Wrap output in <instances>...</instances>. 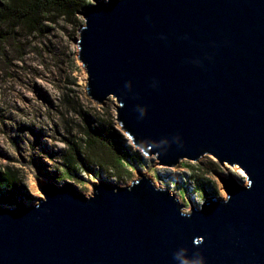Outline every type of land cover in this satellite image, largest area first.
I'll list each match as a JSON object with an SVG mask.
<instances>
[{
  "label": "water",
  "instance_id": "95a60500",
  "mask_svg": "<svg viewBox=\"0 0 264 264\" xmlns=\"http://www.w3.org/2000/svg\"><path fill=\"white\" fill-rule=\"evenodd\" d=\"M77 45L89 96L158 165L211 155L227 197L184 213L167 188L42 186L0 202V264H264V0H96ZM198 241V243L196 242Z\"/></svg>",
  "mask_w": 264,
  "mask_h": 264
},
{
  "label": "rangeland",
  "instance_id": "374dc122",
  "mask_svg": "<svg viewBox=\"0 0 264 264\" xmlns=\"http://www.w3.org/2000/svg\"><path fill=\"white\" fill-rule=\"evenodd\" d=\"M84 24L79 13L75 20L52 16L39 33L0 25V173L9 169L17 179L15 188L0 185V202L14 206L22 199L26 204L37 203L44 198L42 186L67 181L91 195L96 183L131 185L140 178L138 172L156 186L167 188L188 212L207 196L226 198L219 175H239L238 165H222L211 155L182 160L175 167L158 165L123 129L117 119L116 99L99 104L89 96L88 73L77 45ZM89 124L110 127L120 143L140 156L122 178L98 166L91 171L75 166L66 178L63 156L72 143L85 147ZM241 178L248 184L246 175Z\"/></svg>",
  "mask_w": 264,
  "mask_h": 264
},
{
  "label": "trees",
  "instance_id": "16d2710c",
  "mask_svg": "<svg viewBox=\"0 0 264 264\" xmlns=\"http://www.w3.org/2000/svg\"><path fill=\"white\" fill-rule=\"evenodd\" d=\"M88 2L89 0H0V25H6L11 30L18 28L39 33L52 16L75 20ZM113 133L110 127L94 128L89 124L85 147L82 148L77 142L72 143L71 150L63 156L68 167L66 178H70L71 169L75 166L86 171L98 166L113 172L119 178L125 176L129 165H134L141 158L136 152H132L130 146L120 143ZM1 184L15 188L16 174L9 169L1 172Z\"/></svg>",
  "mask_w": 264,
  "mask_h": 264
},
{
  "label": "clouds",
  "instance_id": "9594fccd",
  "mask_svg": "<svg viewBox=\"0 0 264 264\" xmlns=\"http://www.w3.org/2000/svg\"><path fill=\"white\" fill-rule=\"evenodd\" d=\"M188 210H184V213H187ZM198 243V241H196ZM177 259L180 261V264H201V261H189L188 258L182 256L181 253H177Z\"/></svg>",
  "mask_w": 264,
  "mask_h": 264
},
{
  "label": "bare ground",
  "instance_id": "6f19581e",
  "mask_svg": "<svg viewBox=\"0 0 264 264\" xmlns=\"http://www.w3.org/2000/svg\"><path fill=\"white\" fill-rule=\"evenodd\" d=\"M238 173H239V176H242V177H244L246 175L242 169H239Z\"/></svg>",
  "mask_w": 264,
  "mask_h": 264
}]
</instances>
